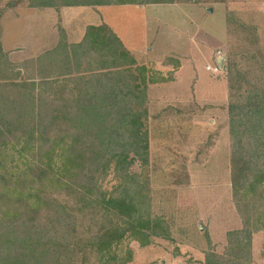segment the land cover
Segmentation results:
<instances>
[{"label": "trees", "instance_id": "obj_1", "mask_svg": "<svg viewBox=\"0 0 264 264\" xmlns=\"http://www.w3.org/2000/svg\"><path fill=\"white\" fill-rule=\"evenodd\" d=\"M174 2L192 0L30 6ZM49 59L59 69L54 78ZM134 66L140 79H128ZM237 67L228 66L227 81L231 183L242 227L228 232L223 254L208 251L202 264H254L253 237L264 232V79H241ZM170 80L149 76L106 23L21 64L0 40V264H127L133 249L119 255L127 238L142 247L154 237L171 240L166 220L152 215L148 182L129 171L132 152L149 160L148 85ZM112 167L120 182L107 191L102 181Z\"/></svg>", "mask_w": 264, "mask_h": 264}, {"label": "rangeland", "instance_id": "obj_2", "mask_svg": "<svg viewBox=\"0 0 264 264\" xmlns=\"http://www.w3.org/2000/svg\"><path fill=\"white\" fill-rule=\"evenodd\" d=\"M30 2L0 0V40L14 64L70 43L69 38L79 41L83 28L96 22L94 8H70L90 12L74 15L75 24L67 28L70 37L62 29L45 30L44 25L33 29L34 20L42 24L60 20L57 15L42 16V8L35 9ZM192 2L197 5L179 12L164 5L146 11L137 6L112 8L114 26L137 55L158 59L174 51L192 57L184 56L178 79L148 85L149 160L139 159V151L130 154L135 162L129 171L148 182L152 215L166 220L171 240L154 237L152 244L142 247L127 238L119 251L123 256L128 246L133 249V260L127 264L204 263L208 251L223 254L228 232L242 227L231 183L228 66H238L241 79H264V0ZM147 12L150 20H158L159 35L153 34ZM220 57L224 69L207 70L208 65L214 69ZM52 59L47 60V74L54 78L59 69ZM136 67L128 79H140ZM15 154L18 157L11 151ZM119 182L112 167L102 187L112 191ZM94 261L90 256V263ZM252 261L264 264V232L254 234Z\"/></svg>", "mask_w": 264, "mask_h": 264}, {"label": "crops", "instance_id": "obj_3", "mask_svg": "<svg viewBox=\"0 0 264 264\" xmlns=\"http://www.w3.org/2000/svg\"><path fill=\"white\" fill-rule=\"evenodd\" d=\"M160 5H164L166 7L171 6V8H169V9L179 12V10H183V8H185V10H186V8H190L191 6H194L197 4H195L193 2H183V3L174 2V3H150V4H145V5L122 4V5H103V6H67V7H61L59 9L44 8V9H39V10H41L40 14L42 16L48 15V16L54 18V15H57L58 20H60V23L56 24L53 19H51V20L48 19L43 24L37 23V21L34 20V22H36V24H35V27L33 29L38 28L39 26L41 27L42 25H44V27H42V28L45 30L51 31L54 29H56V30L62 29L68 35V37H70L69 36L70 34L67 31V28H69L72 24H75L72 22L75 19L74 15H79V13L80 14L85 13L86 16L90 15V12L88 13V11L78 12V11H73L70 8H83V7L94 8V10H92V14H96V16H97L95 24H87L82 30L83 37L79 41H71L69 38L70 43L71 42L72 43L80 42L84 38L85 33H86V29L88 26H90V25L98 26V25H101L103 23H106L121 38L122 42L124 43L126 48L132 53V55L134 56L137 63L140 65H145L147 67V69L149 71V76H151L155 79H162V78L178 79V76H179L180 72L182 71L183 61L185 59L184 56H186L187 59L190 58V60H191L192 57L190 54L184 55L183 53H180V52L170 51L171 54H169V55L163 54L158 59H153L150 57L142 58L141 56L137 55L130 47H128L126 45L123 38L119 34L118 28L116 26H114V24H113V23H117V22L115 21V18L113 17L115 11H112V8L137 6V7H139V9L146 11V10H148L147 9L148 7L154 6L157 8V6H160ZM35 9H38V8H35ZM47 9L55 10V11L45 12ZM146 14H147L146 15L147 20H150V16L148 15V12ZM112 18L115 22L112 21ZM150 21H151V23L150 22L149 23H150V27L153 30V34L159 35L161 32H160V26L158 25V22H157L158 20L152 18V20H150ZM162 24H164V26H166L165 23H162ZM168 27L174 28L172 25L168 26ZM151 50H153V48ZM166 58H171V59L168 60L167 62H164ZM211 69H212V67H211ZM210 71H212V70H210ZM165 83H167V82H165ZM171 95H174V94H171ZM192 264H202V263L199 262V263H192Z\"/></svg>", "mask_w": 264, "mask_h": 264}, {"label": "water", "instance_id": "obj_4", "mask_svg": "<svg viewBox=\"0 0 264 264\" xmlns=\"http://www.w3.org/2000/svg\"><path fill=\"white\" fill-rule=\"evenodd\" d=\"M217 64L221 69H224V57H220V59L217 61ZM200 229H203L202 225L200 226Z\"/></svg>", "mask_w": 264, "mask_h": 264}, {"label": "built area", "instance_id": "obj_5", "mask_svg": "<svg viewBox=\"0 0 264 264\" xmlns=\"http://www.w3.org/2000/svg\"><path fill=\"white\" fill-rule=\"evenodd\" d=\"M208 70H212L214 73H219L222 69L217 65L214 69H211L210 66L207 67Z\"/></svg>", "mask_w": 264, "mask_h": 264}]
</instances>
